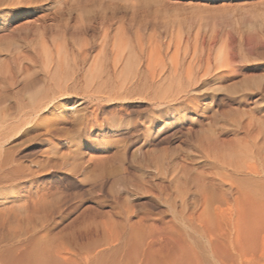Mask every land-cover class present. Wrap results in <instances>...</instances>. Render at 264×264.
<instances>
[{"label":"rangeland","instance_id":"rangeland-1","mask_svg":"<svg viewBox=\"0 0 264 264\" xmlns=\"http://www.w3.org/2000/svg\"><path fill=\"white\" fill-rule=\"evenodd\" d=\"M0 2V264H264L209 248L245 215L226 165L264 181V0Z\"/></svg>","mask_w":264,"mask_h":264},{"label":"bare ground","instance_id":"bare-ground-1","mask_svg":"<svg viewBox=\"0 0 264 264\" xmlns=\"http://www.w3.org/2000/svg\"><path fill=\"white\" fill-rule=\"evenodd\" d=\"M16 1H17V3H19L18 0H16ZM19 1H21V0H19ZM5 3H7V2L5 1ZM9 4H10V2H9ZM43 29H44V27H43ZM41 37H42V39H44L45 36L42 34ZM42 43L45 46L49 45V42L45 39L42 41ZM118 45H120L122 47L121 48L119 46L122 50L126 49L130 53L128 56L124 57V62H125L124 72L126 74H129V73H131L130 65L132 64V62H135V60H136L135 55L131 54L132 52H130V49L128 47L129 45L127 42L126 43L119 42ZM176 45H178V44H176ZM148 60L149 61L150 60H156L157 61V60H162V59L160 57H159V59L158 58L154 59L153 57H149ZM226 166L229 168L228 171L230 172V174L227 176V178L229 179V181H230V179L235 180V183H236L235 187L237 189L236 192L238 193V195L241 198V202H242L241 204L243 206V210H244L245 215H242V216H244V218H242L243 223H242V226L240 225L241 227L237 228L238 232L235 233V236H234L235 238H233L234 241H229L228 245H225L226 243L221 242L220 238L216 236L217 240H215V242H210L209 248H210V251H212V255L217 256L216 258L219 261H221V263L222 262H230L233 259H235L236 257H239L240 251L250 250V251L254 252L256 250V247H257L256 241H258V238L261 235H263L262 239L264 240V205L258 200V198H256L258 196L257 194H259L260 191L264 188V181H261L258 179L254 180V179L250 178L251 176H254V177L259 176L260 173L255 169V167H246L244 165H240L239 163H237V164L236 163L235 164L229 163ZM243 174H245V175L243 176ZM209 183H210L209 187L212 190H215L216 188H219L221 190V188L224 186V184H226V182L224 183V181L220 178H218V179L211 178ZM231 186H232V184L229 187H231ZM207 202H209V200ZM208 205H210V203L209 204L207 203V206ZM206 219L210 220V217H208V215H207ZM213 236H214V234H213ZM216 242H219L220 246ZM186 244L188 246V243H186ZM229 251H233L235 253V257L233 255L229 256V254H230V253H228ZM177 252L175 253L176 255L171 256V257L164 259V260L161 258H153V257H151V255L146 254L144 257L143 264H198L197 259H199L198 258L199 256L197 257L196 254L194 253V251H192L190 248L189 249L186 247L180 248L178 255H177ZM30 263L31 262H29V264ZM41 264H43V263H41ZM206 264H209V263L206 262Z\"/></svg>","mask_w":264,"mask_h":264}]
</instances>
